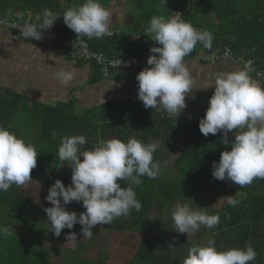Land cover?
Here are the masks:
<instances>
[{
    "label": "trees",
    "instance_id": "1",
    "mask_svg": "<svg viewBox=\"0 0 264 264\" xmlns=\"http://www.w3.org/2000/svg\"><path fill=\"white\" fill-rule=\"evenodd\" d=\"M72 1L0 0V17L23 21L26 10L34 14L41 9L62 14L65 8L72 7ZM129 4V33L115 32L109 37L80 39H84V44L89 48L110 57L130 50L131 54L146 59L150 47L156 43L145 34L150 18L154 15H179L193 27L213 36L211 47L198 42L184 60L194 59L201 50L227 45L238 52L254 49L250 56L264 67V0H165V4L163 0H130ZM55 24L60 33L76 36L64 24L62 17H57ZM138 34L144 39L143 45L136 42ZM141 69L125 72L118 77L132 76ZM99 75L98 72L93 80L97 81ZM6 95L0 97V126L8 128L35 147L38 152L37 166L31 171V182L44 184L47 189L56 179L65 186L71 183V169L67 164L61 165L57 155L59 143L66 135H84L87 143L82 148L87 149L99 139L119 138L126 141L135 137L144 143H156L155 139L160 138L154 153V160L160 164V174L155 179L141 177L143 183L133 186L136 198L142 203L141 210H132L126 218H117L109 225H96L93 229L103 236H110L112 231L141 234L129 264L182 262L189 247L200 245L199 239H195L186 245L176 244L169 252L165 239H161L157 233L165 234L169 228L166 225L171 223V214L168 216L164 210L177 202H187L190 192H194L195 196L206 193L207 199L211 197L216 201L217 196L225 191L224 186L233 184L212 176L213 162H218L221 151L230 149L231 144L222 143V133L205 137L200 132L198 122L208 104L203 113L195 117L154 116L140 103L131 101H111L99 107L96 114L92 110L76 114L74 100L52 107L27 106L20 95L11 92ZM132 106L136 109L132 110ZM122 107L126 111H122ZM127 111L134 112L133 116H127ZM140 130H143L142 134ZM227 139L233 140L230 133ZM171 146H176L177 153L171 165L175 171L169 173L164 172L166 169L161 154L168 152ZM123 185L126 182L122 181ZM231 191L238 200L235 206L226 202L222 208H207L203 203L202 208L196 210L219 214L220 222L210 232L216 235L218 249L243 248L250 243L257 252L252 264H264V178L254 179L244 187L234 184ZM70 204L66 210L77 213L84 211L81 203L73 201ZM45 218L47 220L42 203L35 200L33 192L25 185H12L8 191H0V226L10 229L7 238H0V264H55L49 259L54 248L43 245L48 225ZM74 226L81 228L79 224ZM202 230L207 232L208 229L201 226ZM86 246L77 244L73 250L66 251L63 264H107L109 256L106 250H99L90 258L87 253L85 256Z\"/></svg>",
    "mask_w": 264,
    "mask_h": 264
},
{
    "label": "clouds",
    "instance_id": "2",
    "mask_svg": "<svg viewBox=\"0 0 264 264\" xmlns=\"http://www.w3.org/2000/svg\"><path fill=\"white\" fill-rule=\"evenodd\" d=\"M42 15L39 25L25 23L17 28L23 39L40 40L41 30L50 29L57 17L63 18L76 38L90 40L111 35L112 12L99 0H83L79 5L65 8L62 14L45 9ZM145 34L156 43L146 58L149 67L142 68L135 77L138 99L145 108L162 107L177 117L186 108L185 97L193 89L184 58L198 42L211 47L213 36L193 27L179 15L152 16ZM78 42L85 41L78 39ZM53 76L65 86L73 79L72 72L64 69L55 71ZM207 87L214 91L199 119V130L205 137L222 133V143L231 144L230 150H222L219 161L213 162L212 176L239 187L264 178V87L243 69L218 73ZM233 130L234 139L229 141L227 134ZM86 143L82 134L66 135L57 149L61 165L67 164L71 169V183L65 186L56 179L45 197L51 204L44 208L47 223L56 237L63 229H73L79 224L81 236L91 239L94 226L109 225L117 218L130 216L132 210L140 211L142 203L136 198L133 186L143 183L141 177L155 179L160 174V164L154 160L156 143H144L135 137L126 141L110 138L99 139L90 149L82 148ZM37 155L31 143L0 126V191L30 182ZM122 181L126 185L121 186ZM73 201L81 203L84 211L66 210L65 206ZM237 203L233 196H228V205ZM171 221L177 233L188 235L198 232L201 226L214 228L220 216L177 202L171 209ZM9 234V227L0 226V238H7ZM67 240L76 241V233L69 232ZM256 258L257 252L250 243L243 248L221 250L210 239L205 245L189 247L182 264H252Z\"/></svg>",
    "mask_w": 264,
    "mask_h": 264
},
{
    "label": "crops",
    "instance_id": "3",
    "mask_svg": "<svg viewBox=\"0 0 264 264\" xmlns=\"http://www.w3.org/2000/svg\"><path fill=\"white\" fill-rule=\"evenodd\" d=\"M99 1L112 12L109 29L129 33L127 29L131 27L130 0ZM82 2L83 0H73L72 6ZM32 15L30 10H26V18ZM184 62L191 75L193 89L186 95L187 106L178 116L195 117L202 114L214 91L212 87L207 86L216 74L242 69L240 65L229 61L206 63L194 58L185 59ZM60 69L71 71L73 74V79L67 86L62 85L53 76V73ZM97 73V67L93 63L75 62L54 44L34 39H22L14 32L0 27V97L7 96V92H11L26 100L27 106L33 104L50 107L74 100L76 114L83 111L88 112V110H92L96 114L99 107L111 101L138 102L145 108L138 99L136 74L117 78H102L99 75L100 78L94 81ZM249 75L264 87L260 80ZM131 109L136 108L132 106ZM146 109L154 116L176 117L175 114L166 112L162 107ZM122 111H126V108L122 107ZM133 114L134 112L128 113L127 111V116H133ZM98 123L100 124L99 121ZM140 133L142 134L143 130H140ZM229 133L234 139L235 130ZM157 141L160 142V138L159 140L155 139L158 144ZM176 153L177 148L171 146L168 148V153L164 152L161 155L169 154L174 157ZM168 164L172 165L169 162ZM227 186H231L232 190L234 184H226L225 191L221 194L226 192ZM213 187H215L214 183ZM237 195L239 194L237 193Z\"/></svg>",
    "mask_w": 264,
    "mask_h": 264
},
{
    "label": "rangeland",
    "instance_id": "4",
    "mask_svg": "<svg viewBox=\"0 0 264 264\" xmlns=\"http://www.w3.org/2000/svg\"><path fill=\"white\" fill-rule=\"evenodd\" d=\"M100 2V1H99ZM131 7V6H130ZM129 30V28L127 29ZM136 33V32H135ZM114 78V77H113ZM23 134L25 135V131H23ZM158 142V141H157ZM176 149V146H174ZM168 153V152H167ZM172 153V151H171ZM170 154V151H169ZM162 156L161 158L164 159V168L166 169L164 172H174L175 170L172 168V166H169V163L173 162V155ZM168 160V162H167ZM171 175V174H170ZM26 188H28L30 191L33 192V196L35 197V200L37 202L42 203L43 209L45 207L51 206L49 201L45 200V197L47 195L48 189L44 184H39L36 182H28L26 185ZM223 186H218L217 188H222ZM231 186L226 187V192L223 194H219L217 196V200L214 201L211 197L207 199L206 193H200L199 196H195L194 192H190V197L188 198L187 202L185 201L184 204H188L193 210H196V208H202V204L204 203L207 208L214 206L215 208H222L224 207L225 203L227 202L228 196H233V191H231ZM240 194V193H238ZM226 195V196H225ZM205 199V200H204ZM214 201L213 204H210L208 206V203H211ZM70 206L72 204H69ZM66 209L68 205L65 206ZM172 207H167L164 212L165 214L168 213V216L171 214ZM46 215V213H45ZM47 217V216H46ZM45 222L47 223V220L45 218ZM48 224V223H47ZM169 227L165 234H159V237L161 239H165L166 241V247L168 248V251L171 252V250L174 248V245L191 242L195 239H199L200 245H205L207 242L211 240H215L216 242V235L211 233L212 230L207 228V232L202 230V232L199 230L196 233H189L188 235L186 233H177L174 228H172V221L170 224L166 225V227ZM49 224L47 225L46 229L47 232L43 239V245L51 246L54 249L52 250V254L50 256V262H53L55 264H63L64 262V256L67 254L66 251L73 250L76 248L77 244H86V251L85 256L90 258H93L94 255H96V252L99 250H106L109 256V259L107 261V264H129L133 254L134 250L140 241L142 235L131 233V232H124L120 233L117 231H112L110 236H103L100 234L97 229H92L93 231V237L91 239H87L83 236H81V228L74 226L73 229H63L61 232V235L59 237H56L53 235V233L49 230ZM201 229V228H200ZM69 232H75L77 236L76 241L67 240V234ZM201 232V234H200ZM232 233V232H231ZM160 235H163L160 236ZM256 238V237H254ZM87 253V254H86ZM89 258V259H90ZM174 264H182V262H174Z\"/></svg>",
    "mask_w": 264,
    "mask_h": 264
},
{
    "label": "built area",
    "instance_id": "5",
    "mask_svg": "<svg viewBox=\"0 0 264 264\" xmlns=\"http://www.w3.org/2000/svg\"><path fill=\"white\" fill-rule=\"evenodd\" d=\"M44 10L45 9H41L37 11L31 17L23 21H19L15 18L8 19L0 17V27L20 36L17 28L22 27L25 23L39 25L42 22ZM109 31L111 35H105L103 37H109L115 32H119L112 29H109ZM41 33L42 38L37 41L58 46L75 62H93L102 78L118 77L128 71H136L140 68L149 67L145 58H140L139 56L131 54L130 50H125L118 56L110 57L106 53L89 48L86 44H80L78 42L80 38H76V36H66L60 33L55 21L50 29H42ZM136 42L140 45L144 44V39L140 34L136 36ZM253 50L254 49H245L238 52L224 45L222 47H214L210 50H201L197 53L195 59L206 63H216L219 61L236 63L240 65L243 70L249 71V74L253 75L264 84V67L258 65L256 59L250 56Z\"/></svg>",
    "mask_w": 264,
    "mask_h": 264
}]
</instances>
